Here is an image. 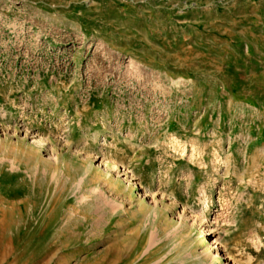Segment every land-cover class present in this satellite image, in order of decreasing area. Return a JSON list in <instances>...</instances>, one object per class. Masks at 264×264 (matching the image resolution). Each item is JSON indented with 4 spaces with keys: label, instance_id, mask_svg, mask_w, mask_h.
Wrapping results in <instances>:
<instances>
[{
    "label": "rangeland",
    "instance_id": "374dc122",
    "mask_svg": "<svg viewBox=\"0 0 264 264\" xmlns=\"http://www.w3.org/2000/svg\"><path fill=\"white\" fill-rule=\"evenodd\" d=\"M0 264H264V0H0Z\"/></svg>",
    "mask_w": 264,
    "mask_h": 264
},
{
    "label": "bare ground",
    "instance_id": "6f19581e",
    "mask_svg": "<svg viewBox=\"0 0 264 264\" xmlns=\"http://www.w3.org/2000/svg\"><path fill=\"white\" fill-rule=\"evenodd\" d=\"M6 214H7V212H5ZM8 215H9V213H8ZM10 217V216H9ZM203 234H205V231H203ZM205 237V236H204ZM215 256H217V257H222V255L221 254H219V253H215Z\"/></svg>",
    "mask_w": 264,
    "mask_h": 264
}]
</instances>
